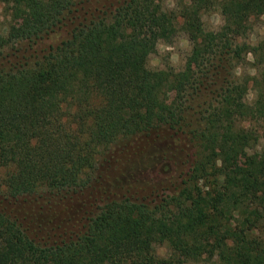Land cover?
Here are the masks:
<instances>
[{"label": "trees", "instance_id": "trees-1", "mask_svg": "<svg viewBox=\"0 0 264 264\" xmlns=\"http://www.w3.org/2000/svg\"><path fill=\"white\" fill-rule=\"evenodd\" d=\"M89 2L0 0L26 14L16 28L0 24V201L81 192L124 141L185 139L192 163L156 204L109 201L83 231L51 244L0 207V264H264V148L255 150L264 38L247 42L264 0H178V14L156 0H120L99 16ZM210 9L222 19L216 30L202 21ZM179 18L191 43L186 65L198 71L150 69L146 58L174 37ZM171 86L173 108L164 103ZM160 164L171 161L164 154Z\"/></svg>", "mask_w": 264, "mask_h": 264}, {"label": "rangeland", "instance_id": "rangeland-1", "mask_svg": "<svg viewBox=\"0 0 264 264\" xmlns=\"http://www.w3.org/2000/svg\"><path fill=\"white\" fill-rule=\"evenodd\" d=\"M119 1L90 0L86 5V10L93 12V16H99L101 15L100 10L106 8L110 12ZM156 2L166 11H172L174 14L179 12L178 0H156ZM25 20L24 10L13 9L5 4L0 5V24L3 28H16ZM263 20L261 18L251 22L247 42L252 45L264 38ZM202 21L207 30H216L222 24L220 13L214 9L203 13ZM181 24L182 21L179 18L174 37L159 40L155 52L148 55L146 64L150 69L172 68L176 72L198 71L197 66L186 65L191 52V43L182 30ZM63 35H65L64 30L32 48L27 43H22V50L29 48L32 51L33 49L43 50L50 44H56ZM247 60H251V56H248ZM176 91V88L172 86L167 89L164 103L169 108L175 106L176 98L179 97ZM208 92L210 90L202 91L197 103L208 100L211 97ZM253 97L254 93L250 92L249 99ZM190 106L193 109L187 115L192 116L194 120L196 113L194 114L193 111L197 110L195 102ZM256 127L259 140L255 150H261L264 148V125L259 124ZM155 141L157 140L124 141L113 145L106 155L99 158L90 183L81 192L62 193L55 196L46 194L41 199L36 197L8 198L0 201V207L6 213L18 217L26 228H30L40 238H43V242L51 244L56 239H68L72 232L76 234L83 231L88 218L98 213L100 207L109 201L129 199L156 204L160 197L174 193L182 176L189 170L194 151L192 145L186 143L185 139L171 140L164 144ZM164 154L171 161L169 167L168 165L160 166ZM55 232L57 234L53 235ZM60 233H63V236ZM155 247L157 254L161 257H168L170 254L166 245H155ZM184 264L206 263L186 261Z\"/></svg>", "mask_w": 264, "mask_h": 264}]
</instances>
